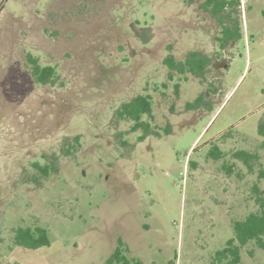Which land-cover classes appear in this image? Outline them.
<instances>
[{
    "label": "rangeland",
    "instance_id": "rangeland-1",
    "mask_svg": "<svg viewBox=\"0 0 264 264\" xmlns=\"http://www.w3.org/2000/svg\"><path fill=\"white\" fill-rule=\"evenodd\" d=\"M204 1L0 0V264H108L119 241L142 264H225L264 190V0L216 15ZM224 23L240 36L224 40ZM192 52L203 73L166 63ZM139 94L153 103L143 140L117 114ZM40 225L50 245L17 243ZM238 264H264V248Z\"/></svg>",
    "mask_w": 264,
    "mask_h": 264
},
{
    "label": "trees",
    "instance_id": "trees-1",
    "mask_svg": "<svg viewBox=\"0 0 264 264\" xmlns=\"http://www.w3.org/2000/svg\"><path fill=\"white\" fill-rule=\"evenodd\" d=\"M233 5L238 7L241 5V0H206V8H210L213 14L222 12L227 5ZM222 35L224 40L237 39L240 36L239 26L237 23L233 25H223ZM221 46H225L222 43ZM30 60L33 64V73L39 83L47 84L54 81L56 77V69L52 65H41L37 58L30 56ZM209 58L201 53L192 52L190 56L185 60L177 61L173 55H169L166 58V63L171 69H176L180 72L190 71L194 74L203 73L209 62ZM153 109V103L150 95L139 94L132 100L125 102L117 110V114L120 118L133 120V130L141 128L143 130L140 139L143 140L150 134H153L152 124L150 121L143 120L144 115H150ZM259 133L264 137V122L259 125ZM77 140L79 137L76 138ZM73 147H75L73 145ZM216 150V152H215ZM211 154L216 157L222 156V151L217 145L211 151ZM234 157L242 160L246 165L251 167V161L255 157V154L245 149L237 150L234 153ZM46 174L52 167L47 164L40 166ZM264 177V171L262 172ZM256 203L258 204L257 210L250 211L244 218L236 219L233 221L234 237L229 239L226 246L219 250L216 254V261L225 264H238L241 261V250L248 244H256L260 248H264V190H258L256 197ZM16 241L20 245H24L29 248H38L44 245H50L51 240L49 237V231L43 226H36L34 229L31 227L21 228L17 232ZM129 250L125 247L122 241H119L118 246L108 259V264H142L139 259L131 258L128 254Z\"/></svg>",
    "mask_w": 264,
    "mask_h": 264
},
{
    "label": "flooded vegetation",
    "instance_id": "flooded-vegetation-1",
    "mask_svg": "<svg viewBox=\"0 0 264 264\" xmlns=\"http://www.w3.org/2000/svg\"><path fill=\"white\" fill-rule=\"evenodd\" d=\"M230 1V0H229ZM206 2V0L204 1V3ZM218 14V13H217ZM215 15V14H214Z\"/></svg>",
    "mask_w": 264,
    "mask_h": 264
}]
</instances>
